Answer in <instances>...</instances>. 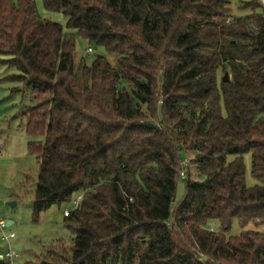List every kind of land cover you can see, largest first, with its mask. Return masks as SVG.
<instances>
[{"label": "trees", "instance_id": "16d2710c", "mask_svg": "<svg viewBox=\"0 0 264 264\" xmlns=\"http://www.w3.org/2000/svg\"><path fill=\"white\" fill-rule=\"evenodd\" d=\"M232 1L42 0L65 32L35 0H0V69L34 104L33 221L78 198L72 245L25 264H264V4ZM77 36L116 64L77 59Z\"/></svg>", "mask_w": 264, "mask_h": 264}, {"label": "rangeland", "instance_id": "374dc122", "mask_svg": "<svg viewBox=\"0 0 264 264\" xmlns=\"http://www.w3.org/2000/svg\"><path fill=\"white\" fill-rule=\"evenodd\" d=\"M35 1L43 19L61 24L65 32H68L67 20L61 13L47 12L42 0ZM238 1H232V14L249 15V11L237 9ZM88 48V43L77 36V59L85 57L91 62L97 55H105L111 64H116V58L105 54L101 49H93L94 54L91 57L87 56ZM11 74H16V72L0 69V220L12 223L5 230L7 234H15V238L10 242L11 247L15 250L18 247L22 248L14 264H25L34 261L36 255L41 254L58 240L65 241L69 246L72 245V235L65 227L64 214L66 211L71 212L75 209L78 198L70 204L51 207L41 216L39 222L33 221V205L40 164L36 156L28 150L29 137L26 133V121L22 115L34 107V104L28 92L12 91L19 84L4 80ZM235 158L231 156L229 161H234ZM242 159L246 168V186L252 188L260 185V182L252 175V154L246 153ZM191 175L194 179H198L194 169H191ZM184 194V181L180 180L175 197L176 205L182 200ZM10 203H14L15 206L9 205ZM207 229L216 232L221 229V225L217 221H211ZM246 229L262 230L254 225H249ZM242 231L240 225L234 222L229 235L237 236ZM0 248L4 251L8 250L7 244L1 241Z\"/></svg>", "mask_w": 264, "mask_h": 264}, {"label": "built area", "instance_id": "2783aa9c", "mask_svg": "<svg viewBox=\"0 0 264 264\" xmlns=\"http://www.w3.org/2000/svg\"><path fill=\"white\" fill-rule=\"evenodd\" d=\"M262 3L264 4V0H261ZM94 54V50L92 47H89L87 49V56L91 57ZM183 168H187L189 166V160H184L182 163ZM181 179L185 178V171L183 170V172L180 174ZM70 212L66 211L65 212V216H68ZM8 228L7 223L3 220H0V232H1V236H0V241L4 244H7L8 246V250L3 251L0 253V260L4 261V260H8L11 262V264H14V261L19 257V252L15 249H13L10 245L11 240H13L15 238V234L14 233H5V230Z\"/></svg>", "mask_w": 264, "mask_h": 264}, {"label": "water", "instance_id": "95a60500", "mask_svg": "<svg viewBox=\"0 0 264 264\" xmlns=\"http://www.w3.org/2000/svg\"><path fill=\"white\" fill-rule=\"evenodd\" d=\"M99 57L102 58L103 55H99ZM223 81H224L225 83L229 81V74H228V73L225 74V76H224V78H223ZM9 205H11V206H15L14 203H10ZM11 225H12L11 222H8V223H7V226H8V227H10ZM16 250H17L18 252H22V248H21V247L16 248Z\"/></svg>", "mask_w": 264, "mask_h": 264}, {"label": "crops", "instance_id": "0c3cea01", "mask_svg": "<svg viewBox=\"0 0 264 264\" xmlns=\"http://www.w3.org/2000/svg\"><path fill=\"white\" fill-rule=\"evenodd\" d=\"M213 231H215V230H213ZM216 232H218V231H216Z\"/></svg>", "mask_w": 264, "mask_h": 264}]
</instances>
